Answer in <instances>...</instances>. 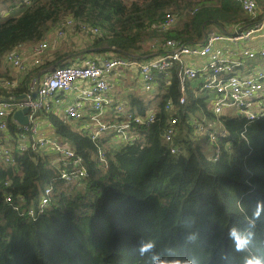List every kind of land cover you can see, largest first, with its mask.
Instances as JSON below:
<instances>
[{"label": "trees", "instance_id": "16d2710c", "mask_svg": "<svg viewBox=\"0 0 264 264\" xmlns=\"http://www.w3.org/2000/svg\"><path fill=\"white\" fill-rule=\"evenodd\" d=\"M259 2L261 12L257 9L253 18L236 0H31L28 5L19 0L9 17L0 20V65L4 53L40 41L68 15L106 30L95 42H107L118 57L140 58L147 52L137 43L158 35L162 41L195 43L209 26L222 31L249 27L264 13V2ZM168 9L180 18L187 16V21L178 25L175 19L171 28L160 30L157 24ZM43 65L51 67L55 61ZM61 65L68 64L55 66ZM40 67L20 75L13 87L0 84V99L26 94L33 75L48 71ZM156 81V121L136 127L133 144H123L112 132L91 140L87 129L73 128L58 113L38 111L82 158L88 173L84 178L62 179L60 165L48 157L53 154L21 151L13 138L5 141L12 146V160H0V264H243L250 256L264 260V116L245 125L238 116L214 115L200 78L187 84L184 106L168 112L165 103L176 104L179 96L176 73L171 69L167 85L160 74ZM127 102L142 113L151 101L131 95ZM188 113L220 123L227 134L210 143L186 122ZM173 114L179 115V124L172 140L165 142L163 132ZM6 121L8 136L19 139L12 116ZM204 145L220 146L216 159L205 154ZM172 146L176 152H170ZM98 148L104 161L96 155ZM46 187L48 203L40 207ZM249 221L254 222L244 233H251L249 242L237 251L229 229H242ZM149 241L152 247L142 252Z\"/></svg>", "mask_w": 264, "mask_h": 264}, {"label": "built area", "instance_id": "2783aa9c", "mask_svg": "<svg viewBox=\"0 0 264 264\" xmlns=\"http://www.w3.org/2000/svg\"><path fill=\"white\" fill-rule=\"evenodd\" d=\"M28 5L31 0H20ZM241 9L256 17L255 0H236ZM160 28L171 27L175 20L166 13ZM59 35L77 28L90 34L100 36L101 28L78 22L71 15L65 16L57 25ZM263 41L258 44L257 41ZM29 44H22L3 54L2 64L8 69H23L22 49ZM48 42L43 37L28 52L34 58L35 66L42 64L40 56L47 49ZM17 50H20L18 52ZM48 67L46 74L33 76L28 83V92L17 98L0 99V160L9 163L12 160V146L5 141L13 138L19 150H43L54 155L53 163L60 165V177L65 180L84 178L88 175L82 158L64 141L55 140L39 133L35 117L38 111H52L70 122L79 125L77 129H87L91 140H99L107 132H112L123 144H133L137 138L136 127L147 128L156 121L154 108H147L139 113L132 110L128 102L116 101L113 92L112 77L114 73L122 75L124 70L137 72L142 90L151 92L156 85L157 75L167 85L171 69L176 73L179 84V96L176 104L171 100L165 103V110L172 111L174 106L186 103L187 84L191 80H199L200 88L209 94V109L216 116H238L244 119L245 125L264 116V13L249 27H233L225 31L212 30L207 27L199 42L183 43L175 39H166L158 51L140 58L123 59L118 56L86 57L77 64ZM34 66V67H35ZM124 69V70H123ZM20 73L11 80H1L4 87L17 84ZM35 93L33 97L32 94ZM65 104V105H63ZM63 105V106H62ZM27 108L28 123L18 124L19 139L8 136L7 116L13 112ZM185 114V110H181ZM186 122L198 133L207 136L214 144L218 136L227 134L223 125L209 122L204 118H196L188 113ZM179 124V115H170L163 132V140L170 142ZM218 124V127L216 126ZM243 130L241 132L242 136ZM18 140V141H17ZM210 158L216 159L220 146L216 145ZM172 146L170 152H176ZM100 161H104L101 148L96 153ZM50 189L45 188L39 198V205L48 203ZM33 213L32 209L28 210Z\"/></svg>", "mask_w": 264, "mask_h": 264}, {"label": "rangeland", "instance_id": "374dc122", "mask_svg": "<svg viewBox=\"0 0 264 264\" xmlns=\"http://www.w3.org/2000/svg\"><path fill=\"white\" fill-rule=\"evenodd\" d=\"M124 1L127 3H130L133 1L141 2V0H124ZM256 3H257V1H256ZM2 7L3 6L1 5V1H0V9ZM168 12L173 15L174 20L176 19L175 24L178 23V25H180L181 23H183L187 19L186 18L187 16H181V18H180V15H177L176 12H174V11L172 12L169 9H168ZM10 13L11 12H9V14H8L7 11H5L3 14L2 20L8 18ZM171 27L160 28V30H166V29H169ZM211 29L222 31L216 27H211ZM105 31L106 30H104L103 34L100 36L92 37V36H90V34L84 33L82 31L78 30L77 28H74L72 30L67 31V33L65 35H59L57 28H55V26L52 25L47 29V31L44 33V36H43L46 38V41L48 42V47L40 56V60L42 61L41 63H44L45 61H49V60L53 59L55 61V65H60V63L67 64L68 62L70 64L74 65V64L79 63V61H81L83 58H86V57L104 58L106 56H117L116 48H114L113 46L110 47L107 42H104V43H101V42L96 43L95 42L97 40V38L105 37V34H106ZM201 38H202V35H201ZM201 38L195 42H199L201 40ZM36 43H29L30 46H25L22 49L23 54L21 53L20 50H17L18 52H20L22 54V56L24 58V60H22V68L23 69L5 68L2 64V61H1L0 72L3 75H0V77H6V75L8 76L9 74H11L12 76L15 77L16 75H18L20 73H27L30 70H32L33 67L35 66L34 58H33L32 54H30L28 52V50L30 49L32 51L33 50L32 48ZM138 44L141 45V50L147 52V53L141 54V55H147V54H153V52L158 51V49H160L161 46L163 45V41H162V37L158 35L156 37H152V38H148L146 40H142L139 43H137V45ZM102 49H106V51L102 50ZM57 56H59V57H57ZM121 58L128 59L129 57L128 56H121ZM41 67H49V66L43 65ZM124 71L125 72H124L123 76L126 79H123L122 77H120L118 81L128 80V78L130 77L129 73H131L132 70L129 69L127 71L126 70H124ZM45 74L46 73H44L43 76ZM33 76H35V74ZM118 81L116 83H118L120 85V82H118ZM128 85L129 86L132 85V81H131V83H127L126 86L128 87ZM114 88H117V84L114 85ZM147 96L148 95H145V97H147ZM193 115L196 118L203 119L202 116H200L197 113L193 114ZM43 119L40 116L35 117V122L37 124V127L39 128V126H40V130H42L43 132L51 131L52 127L50 126V124L47 123L46 121H44ZM38 124H39V126H38ZM216 126L218 127V124H216ZM52 138L55 140H57V139L61 140L62 139L56 133L53 134ZM196 138L197 137H194L192 139L195 140ZM216 148H217L216 145H213V147H209L207 145H204V147H203L204 152L207 156H209L211 154V152ZM48 157L51 158V160L53 159L52 156H48Z\"/></svg>", "mask_w": 264, "mask_h": 264}, {"label": "crops", "instance_id": "0c3cea01", "mask_svg": "<svg viewBox=\"0 0 264 264\" xmlns=\"http://www.w3.org/2000/svg\"><path fill=\"white\" fill-rule=\"evenodd\" d=\"M1 1V5L3 6L1 9H0V20H2V17H3V14L5 11H7V13L9 14V12H12L14 10L15 7H17V3L19 0H0ZM257 1V8L258 9V12H261V6L262 4L259 2V0H256ZM262 2H264V0H261ZM259 5V6H258ZM211 28V27H210ZM263 40L262 39H259L257 41L258 44H260ZM120 71V70H119ZM119 71L118 73H114L113 74V77H112V81H113V85H116L117 84V88H113V92H112V96L114 97V99L116 101H120V100H124V101H128V98L129 96L131 95H135V96H138L140 97L142 100H144L145 102L147 101H151L149 104H148V107L150 108H154L155 106V101H153L152 99H154L153 95H154V92H145L142 90V87H141V82H140V78H139V75L137 72H132L129 73V78L128 80H119L120 77H122L123 79H126L123 74L120 75L119 74ZM120 82V85L116 82ZM132 81V85H128V87L126 86L127 83H131ZM154 89V88H153ZM145 95H148L147 97H145ZM65 105V104H63ZM62 105V106H63ZM40 117H42V119L44 118L43 116L39 115ZM64 118V117H63ZM68 124H70L73 128L77 129L76 126H78L79 124L76 123V122H70L68 121L66 118H64ZM44 121H46V119H43ZM47 122V121H46ZM48 123V122H47ZM39 126V124H38ZM51 126V125H50ZM39 133L46 136V137H52L53 134H54V131H53V128L51 131H48V132H43L42 130H40V126H39Z\"/></svg>", "mask_w": 264, "mask_h": 264}, {"label": "clouds", "instance_id": "9594fccd", "mask_svg": "<svg viewBox=\"0 0 264 264\" xmlns=\"http://www.w3.org/2000/svg\"><path fill=\"white\" fill-rule=\"evenodd\" d=\"M250 223L254 222L249 221L242 229L237 226H233L229 229V237L235 241L237 251L243 250L249 242L248 236L251 235V233H248V235H245L244 233L247 231ZM150 247H152V241L143 244L141 246V251L143 252ZM243 264H264V260L256 256H250L243 261Z\"/></svg>", "mask_w": 264, "mask_h": 264}, {"label": "water", "instance_id": "95a60500", "mask_svg": "<svg viewBox=\"0 0 264 264\" xmlns=\"http://www.w3.org/2000/svg\"><path fill=\"white\" fill-rule=\"evenodd\" d=\"M32 96H35V93L32 94ZM27 108L18 109L13 112L12 118L18 122L20 125H24L28 123V117H27Z\"/></svg>", "mask_w": 264, "mask_h": 264}, {"label": "bare ground", "instance_id": "6f19581e", "mask_svg": "<svg viewBox=\"0 0 264 264\" xmlns=\"http://www.w3.org/2000/svg\"><path fill=\"white\" fill-rule=\"evenodd\" d=\"M36 67V66H35Z\"/></svg>", "mask_w": 264, "mask_h": 264}]
</instances>
